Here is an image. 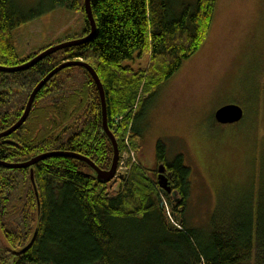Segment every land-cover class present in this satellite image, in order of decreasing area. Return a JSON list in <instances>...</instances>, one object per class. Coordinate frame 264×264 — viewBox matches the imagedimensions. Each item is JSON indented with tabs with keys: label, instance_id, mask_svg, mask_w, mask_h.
Listing matches in <instances>:
<instances>
[{
	"label": "trees",
	"instance_id": "trees-1",
	"mask_svg": "<svg viewBox=\"0 0 264 264\" xmlns=\"http://www.w3.org/2000/svg\"><path fill=\"white\" fill-rule=\"evenodd\" d=\"M48 3L47 9L25 12L17 0H0V67L24 65L44 50L22 58L14 37L45 12H83L81 38L91 33L85 0ZM90 5L97 28L92 41L62 49L28 71H0V133L20 120L32 90L67 56L98 73L120 158L126 144L139 157L144 139L139 123L148 101L204 46L218 0H91ZM73 67L85 75L84 84L59 93V74L53 77L29 120L0 139L1 161L22 164L56 150L110 169L115 148L103 127L101 94L85 67ZM214 122L222 128L240 125H223L215 117ZM156 146L176 197L161 190L159 169L152 177L132 158L129 173L111 183L99 181L80 159H45L33 167L39 198L30 168L0 165V264H264V169L256 170L244 189L219 193L209 222L197 226L189 211L192 168L181 153L169 157L165 142ZM36 231L35 242L23 252Z\"/></svg>",
	"mask_w": 264,
	"mask_h": 264
},
{
	"label": "rangeland",
	"instance_id": "rangeland-1",
	"mask_svg": "<svg viewBox=\"0 0 264 264\" xmlns=\"http://www.w3.org/2000/svg\"><path fill=\"white\" fill-rule=\"evenodd\" d=\"M17 2L25 12L49 5V0ZM215 12L204 46L148 101L139 123L144 129L142 150L138 157L126 144L115 179L120 182L121 175L129 173V158L149 169L153 177L160 165L156 145L165 142L169 157L181 153L186 166L192 168L189 211L197 226L209 222L219 193L244 189L254 172L262 174L264 169V0H218ZM85 20L83 12H45L16 30V49L22 58H28L42 49L80 39ZM64 59L77 60L62 56L61 61ZM148 63L147 58L142 66ZM69 69L57 76L59 93L85 82L81 71ZM230 103L246 110L244 119L229 128L216 126L217 110ZM118 188L115 183L113 189ZM3 243L0 238V247Z\"/></svg>",
	"mask_w": 264,
	"mask_h": 264
},
{
	"label": "water",
	"instance_id": "water-1",
	"mask_svg": "<svg viewBox=\"0 0 264 264\" xmlns=\"http://www.w3.org/2000/svg\"><path fill=\"white\" fill-rule=\"evenodd\" d=\"M91 0H85L84 6H85V10H86V16L88 17V20L90 22L91 25V33L81 39H74L72 41L69 42H64L61 43L60 45L57 46H52L47 50L42 51L38 56L34 57L33 59L29 60V62L25 63L24 65H20L18 67H0V71L4 72V73H18L19 71H28L30 68L36 66L37 64L40 63V61L44 60L47 57H50V55L55 54L57 52H60L62 49L65 48H70L72 46H78V45H83V43H87L93 40L95 33L97 32V28H96V22H95V18L93 17V13H92V6L90 5ZM73 66H77V67H85L87 69L88 72H90L94 82L97 84L98 89H99V94H101V100H102V105H103V116H104V121H103V127L105 128V131L108 135V137H110V139L112 140L113 143V148H115V154H114V161L110 167L109 170H102L101 168H98L92 160L87 159V158H83L81 156H79L78 154L75 153H71V152H62V151H56L55 152H48L45 153L44 155H40L37 157H34L32 160L27 161V162H22V164H17V163H7L4 161L0 160V165L8 168V169H22V168H30V174H31V182L32 185H34L35 188V193L36 196H38V187L36 185L35 182V174H34V166L38 163H40L41 161H44L45 159L48 158H55V157H62V158H74V159H80L84 162H86L87 164H89V166L93 169V171L96 172V177L97 179L102 182H106V183H111V181L117 177L118 173H119V162H120V148H118V142H117V138L114 137L113 132L111 131L110 127L108 126V115H107V105L105 104V94H104V87H103V83H101L100 77L98 75V73L96 72V70H94V68L86 61H82V60H66L62 63V65L56 67L55 69H53L48 76H46L44 79L40 80V82L37 84V87H35L33 89V91L30 93V98L26 104V109L23 113V115L20 117V120L15 123L14 125H12L9 130H7L6 132H1L0 133V139L3 138H8L10 137V135L16 133L17 131H19V129H21V127L29 120L28 118L31 115V112L33 110V105L35 104V101L38 97V94L41 92V90L46 86V84L48 82L51 81V79L53 77H55L56 75L60 74V72H62V70L66 69V68H72ZM245 116V109H243V107L237 104H232L230 103L229 105L223 106L221 108H219L215 114V120L218 123H221L223 125H230V124H238L241 123V120L244 118ZM167 168H165L164 165H161L159 167V185L161 187V190H163V192L165 193H170L172 194L174 197L177 196V193L174 192L172 190L171 184H170V178L172 177L171 173L167 174ZM124 175H121V178ZM39 198V196H38ZM1 210V208H0ZM38 232L36 231V233L34 234V236L32 237V241L22 250L23 252H26V250H28L31 245L35 242L36 236H37Z\"/></svg>",
	"mask_w": 264,
	"mask_h": 264
},
{
	"label": "flooded vegetation",
	"instance_id": "flooded-vegetation-1",
	"mask_svg": "<svg viewBox=\"0 0 264 264\" xmlns=\"http://www.w3.org/2000/svg\"><path fill=\"white\" fill-rule=\"evenodd\" d=\"M44 78H45V77H44ZM44 78H43V79H44ZM41 80H42V79H41ZM32 91H33V90H32ZM166 173H167V174H169V173H170V171H169V170H167V172H166ZM158 176H159V174H158Z\"/></svg>",
	"mask_w": 264,
	"mask_h": 264
},
{
	"label": "bare ground",
	"instance_id": "bare-ground-1",
	"mask_svg": "<svg viewBox=\"0 0 264 264\" xmlns=\"http://www.w3.org/2000/svg\"><path fill=\"white\" fill-rule=\"evenodd\" d=\"M29 62V61H28ZM114 135V134H113ZM79 155V154H78ZM79 156H81V155H79ZM81 157H83V156H81ZM83 158H85V157H83Z\"/></svg>",
	"mask_w": 264,
	"mask_h": 264
}]
</instances>
